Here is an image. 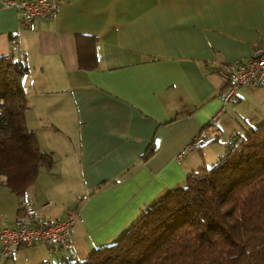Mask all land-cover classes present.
Wrapping results in <instances>:
<instances>
[{
    "label": "crops",
    "instance_id": "0c3cea01",
    "mask_svg": "<svg viewBox=\"0 0 264 264\" xmlns=\"http://www.w3.org/2000/svg\"><path fill=\"white\" fill-rule=\"evenodd\" d=\"M1 1L0 55L23 53L26 126L54 162L21 198L0 183V227L21 205L48 204L46 221L76 217L68 249L36 243L0 264L87 258L264 122V85L240 87L223 105L216 72L264 42V0H58L53 16L26 27ZM78 34L97 37L94 69L78 64ZM197 135L206 141L177 157Z\"/></svg>",
    "mask_w": 264,
    "mask_h": 264
},
{
    "label": "trees",
    "instance_id": "16d2710c",
    "mask_svg": "<svg viewBox=\"0 0 264 264\" xmlns=\"http://www.w3.org/2000/svg\"><path fill=\"white\" fill-rule=\"evenodd\" d=\"M75 39L79 66L94 69L97 37ZM17 50L0 55V183L21 198L54 157L26 126L29 70ZM63 264H264V122L169 189L116 241Z\"/></svg>",
    "mask_w": 264,
    "mask_h": 264
},
{
    "label": "built area",
    "instance_id": "2783aa9c",
    "mask_svg": "<svg viewBox=\"0 0 264 264\" xmlns=\"http://www.w3.org/2000/svg\"><path fill=\"white\" fill-rule=\"evenodd\" d=\"M1 4L16 9L19 27H26L34 20L48 19L58 9V0H2ZM18 55L22 57L23 53L19 52ZM216 72L223 83L220 94L223 105L235 100L240 87L264 85V42L254 46L245 59L219 63ZM219 113L216 112L211 117L213 125L219 124ZM205 141L206 137L203 135L193 137L177 153V157H181L191 146L200 145ZM47 205L23 206L12 225L0 227V257L7 258L14 249L36 243L44 244L49 250L54 248L64 250L70 247V234L75 224L76 212L71 211L64 219L42 220L41 216Z\"/></svg>",
    "mask_w": 264,
    "mask_h": 264
},
{
    "label": "rangeland",
    "instance_id": "374dc122",
    "mask_svg": "<svg viewBox=\"0 0 264 264\" xmlns=\"http://www.w3.org/2000/svg\"><path fill=\"white\" fill-rule=\"evenodd\" d=\"M259 112V111H258ZM232 117L234 118V116L232 115ZM234 121H235V119H234ZM239 121V120H238ZM240 122V121H239Z\"/></svg>",
    "mask_w": 264,
    "mask_h": 264
},
{
    "label": "clouds",
    "instance_id": "9594fccd",
    "mask_svg": "<svg viewBox=\"0 0 264 264\" xmlns=\"http://www.w3.org/2000/svg\"><path fill=\"white\" fill-rule=\"evenodd\" d=\"M215 126H217V125H215Z\"/></svg>",
    "mask_w": 264,
    "mask_h": 264
}]
</instances>
